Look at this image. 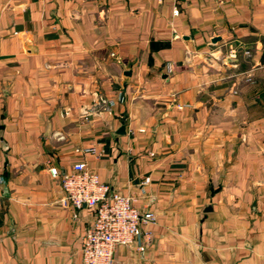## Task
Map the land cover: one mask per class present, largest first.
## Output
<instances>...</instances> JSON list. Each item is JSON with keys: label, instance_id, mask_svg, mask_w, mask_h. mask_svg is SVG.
<instances>
[{"label": "crops", "instance_id": "obj_1", "mask_svg": "<svg viewBox=\"0 0 264 264\" xmlns=\"http://www.w3.org/2000/svg\"><path fill=\"white\" fill-rule=\"evenodd\" d=\"M80 161L154 215L115 264H264V0H0V264H82Z\"/></svg>", "mask_w": 264, "mask_h": 264}, {"label": "built area", "instance_id": "obj_2", "mask_svg": "<svg viewBox=\"0 0 264 264\" xmlns=\"http://www.w3.org/2000/svg\"><path fill=\"white\" fill-rule=\"evenodd\" d=\"M173 13L177 14V11ZM226 62L230 67H238L236 48L228 50ZM76 152L91 155L96 160L101 157L95 147ZM48 171L50 177L60 184L63 204L92 213L81 247L82 264H115L117 248L134 247L143 251L151 243V232L141 230V227L154 225V215L148 211L140 213L130 196L112 191L109 185L101 183L98 175L84 161L75 163L69 172L61 173L55 167Z\"/></svg>", "mask_w": 264, "mask_h": 264}, {"label": "water", "instance_id": "obj_3", "mask_svg": "<svg viewBox=\"0 0 264 264\" xmlns=\"http://www.w3.org/2000/svg\"><path fill=\"white\" fill-rule=\"evenodd\" d=\"M218 40H219L218 38H214V39H212V42H217ZM128 75H129V73H128ZM124 134H125V125H124V122H122L120 128L117 130V135L122 136ZM211 210H212L211 206L209 205L205 208L204 213L207 214V213L211 212Z\"/></svg>", "mask_w": 264, "mask_h": 264}]
</instances>
